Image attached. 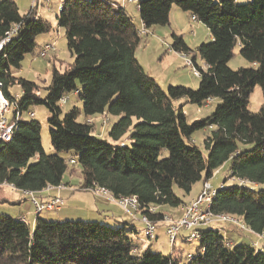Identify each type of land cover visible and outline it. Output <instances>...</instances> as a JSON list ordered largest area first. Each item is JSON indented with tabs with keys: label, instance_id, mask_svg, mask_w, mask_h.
<instances>
[{
	"label": "trees",
	"instance_id": "1",
	"mask_svg": "<svg viewBox=\"0 0 264 264\" xmlns=\"http://www.w3.org/2000/svg\"><path fill=\"white\" fill-rule=\"evenodd\" d=\"M124 6L108 0H62L57 25L73 61L63 72L53 67L41 99L37 84L18 72L25 56L34 53L36 37L50 25L34 18L33 9L21 15L13 0L0 1V42L16 28L0 49V91L8 100L22 92V115L34 105L46 108L53 150L44 152L38 122L20 119L12 140L0 142V185L32 194L47 185L60 186L68 162L59 154L73 152L81 168L80 190L99 187L116 199L135 197L140 217L156 224L163 214H150V207L183 205L174 187L188 195L227 164L229 176L223 183H234L217 190L211 213L236 216L249 233L264 237V189H254L264 184V103L257 112L248 107L256 86L264 95V0H138V26ZM173 7L194 17L210 35L209 42L191 49L181 35L171 34L170 50L189 56L200 72L195 90L162 89L136 59L140 29L168 25ZM236 49L247 66L231 70L228 62ZM15 87L18 93L12 92ZM72 93L81 108L62 115L60 101ZM182 99L199 107L209 100L218 103L209 116L188 123L183 106L175 105ZM103 114L116 119L108 140L94 133V121L86 122ZM198 131H205V153L191 141ZM164 149L168 155L159 159ZM219 227L197 228L195 251L183 260L175 244L169 255L150 247L141 250L128 223L37 217L30 229L0 214V264H264V249L233 244Z\"/></svg>",
	"mask_w": 264,
	"mask_h": 264
},
{
	"label": "rangeland",
	"instance_id": "2",
	"mask_svg": "<svg viewBox=\"0 0 264 264\" xmlns=\"http://www.w3.org/2000/svg\"><path fill=\"white\" fill-rule=\"evenodd\" d=\"M2 1V0H0ZM19 10L21 15H28L33 9L32 16L34 18H41L47 21L50 25V30L47 33L41 34L36 37V49L34 53L28 54L25 56L21 70L18 72V76L26 79L30 82L37 84L39 87L38 95L43 99L46 94V88L50 85L51 82V72L53 67L57 68L60 72H63L69 64L73 61V58L70 56L68 50L66 49L65 43V34L64 30L59 28L57 25V15L59 12V6L61 0H13ZM117 4H122V0H108ZM250 0H236L237 3L243 4ZM125 9L128 16L133 20L136 26L139 25V19L137 17V11L135 6L132 4H125ZM176 10V13L170 12V21L166 26H154L151 29L147 30V34L141 35L140 43L136 48V59L139 61L143 70L151 78H153L162 89H167L169 86H183L189 89L195 90L198 87L199 78H196L192 75L191 69L185 65L184 58L179 54L170 50L171 44L173 42L171 34H179L183 37L184 42L188 45L189 48L194 49L197 45L201 43L209 42V32L207 29L200 23L191 22L190 17L184 12L180 11L178 8L173 7ZM113 10H117L116 6L113 7ZM55 43L54 50L49 53L45 58H40L38 56L39 50L43 44ZM197 64L202 66V62L197 58ZM247 63L239 55V50H235L234 57L228 62V67L231 70H236L240 67H245ZM79 86V84H78ZM13 93H18L19 89L17 87L12 89ZM218 100H212L207 105L201 107L185 102V100L175 101V105L183 106L184 113L186 114V120L188 123H192L196 120L204 119L211 114L214 110ZM264 103V95L259 86H256L250 95L248 107L251 111L257 112L260 106ZM62 110V115L67 113L73 107L78 109L81 108V102L78 98V95L72 93L68 95V98L65 102L60 105ZM29 112L34 114L33 118H29L27 114H23L21 120L29 121L34 120L38 122L41 126V142L43 150L46 154L53 153V150L49 142V125L47 120L49 118V113L43 105H34L29 109ZM108 122L107 126L102 129L101 120L99 118L94 121V133L98 135L100 133V138L108 140V131L110 130L113 123L116 121L113 117H107ZM78 121H83V116L78 117ZM205 137V131H198L192 136V144L195 145L202 153H205L203 139ZM126 143H129V138H126ZM249 146L245 147L248 148ZM61 158L65 159L67 164L66 172L63 176L64 181H68L72 190L78 192L79 187L82 185V174L81 168L76 163L77 157L73 152L61 153L59 154ZM167 150H162L159 159L167 157ZM72 159L75 161L74 164H70L69 160ZM34 162V160H31ZM219 173V174H217ZM228 166L227 164L222 166L216 173L213 175V179L210 181V185L217 189L218 186L224 184L226 186L234 183L231 179L228 178ZM199 184L195 185L192 189L194 193L195 189ZM253 188V187H252ZM254 189H264V184L256 186ZM174 192L176 195L183 200L185 203L188 200V196L182 191L174 187ZM66 204L63 205L60 211L52 212H41L39 218L45 221H68V220H81V221H96L89 218L82 219H72L69 216L74 213L75 208L72 207V200L69 198L65 200ZM182 205L178 207H171L168 205H162L160 207L161 211H164L168 214H175L180 212ZM69 215V216H67ZM58 216H60L58 218ZM164 217V215H163ZM168 217V216H167ZM104 223L102 221H98ZM160 223V222H159ZM163 223V222H162ZM105 225H109L104 223ZM138 231L144 232L145 224L141 222L135 223ZM226 227V231H221L222 235H225L226 238L230 239V236L233 239H240L241 244L250 245L251 240H253L252 235L247 234L246 232L241 233L237 229L231 226ZM234 229L231 231V229ZM32 229V227H30ZM243 234V235H239ZM139 238H143L145 244H149L150 250L152 252H159L163 255H169L171 253L172 247L168 244L167 237L163 233L161 228H157L154 232L156 239L148 240L146 234L139 232ZM240 236V237H238ZM256 244V243H255ZM197 243H183L178 240L175 242V248L181 249V257L183 260L186 259L188 254H191L195 251ZM257 248L259 247L256 244ZM148 247V245H147ZM146 247V248H147ZM256 248V249H257ZM261 248V247H259Z\"/></svg>",
	"mask_w": 264,
	"mask_h": 264
},
{
	"label": "built area",
	"instance_id": "3",
	"mask_svg": "<svg viewBox=\"0 0 264 264\" xmlns=\"http://www.w3.org/2000/svg\"><path fill=\"white\" fill-rule=\"evenodd\" d=\"M124 4H132L135 8H138V0H122V5ZM62 7V0L59 6V11ZM191 22H196L194 17L190 18ZM16 28H13L8 34L7 38L0 42V49L2 46L9 41V37L14 34ZM147 30L143 27L140 29V35L147 34ZM55 48V43H47L43 44L39 50L38 56L40 58H45L49 53H51ZM184 58L185 65L191 69L192 75L196 78L200 77V72L194 68L193 63L189 56L180 55ZM22 96V92L16 94L13 100H8L0 91V142L8 143L12 140L13 133L17 128V123L22 117L21 112L19 111L18 101ZM66 98H63L60 101V105L65 102ZM211 102L209 100L206 104ZM29 118H33L34 114L32 112L27 113ZM101 120L102 129L107 126L108 118L107 115L103 114L99 117ZM86 122L88 124L93 123V119H87ZM70 164H74V160H69ZM9 186L12 190H16L12 185L2 184ZM1 186V185H0ZM223 188L221 185L219 188L214 189L209 183L205 182L202 185V189L197 195L196 198L191 200L185 208L184 215L181 219L177 221L171 220L169 217H163V224H165V235L167 237L168 244L173 246L180 235V232L186 231L187 235L184 237V241L187 243L196 242L199 240V233L196 231L197 228L203 227H213V226H231L241 233L249 232L246 225L242 222V220L236 216L229 214H213L210 211L211 203L216 196L217 190ZM64 189L62 185L60 186H51L47 185L43 191H52V190H61ZM96 196H100L108 199L109 201L118 205L126 214L133 216L139 214L140 206L135 197L128 198H114L107 190L99 187H94L89 189ZM25 195L30 196L31 204L34 208V214L37 216L41 212H52L59 211L60 208L64 205V200L58 196H54L49 198L48 200L41 202L33 197V194L30 192H23ZM150 214H154L156 212V208L150 207L148 209ZM19 222L28 225L25 217L20 216L17 218ZM140 220L145 224L144 233L146 234V238L149 240L154 239L155 232V223L149 220L146 216H141ZM262 238H264L262 236ZM254 248H257L256 244H253ZM258 250H262V248H257ZM188 259L190 255L187 256Z\"/></svg>",
	"mask_w": 264,
	"mask_h": 264
},
{
	"label": "crops",
	"instance_id": "4",
	"mask_svg": "<svg viewBox=\"0 0 264 264\" xmlns=\"http://www.w3.org/2000/svg\"><path fill=\"white\" fill-rule=\"evenodd\" d=\"M171 11H172V13H174V12L176 13V10H174L173 8H172ZM169 21H170V18H169ZM210 40L211 39L209 38V41ZM246 66L247 65H245V67ZM183 112H184V110H183ZM217 174H219V173H217ZM212 179H213V176H212L211 179H209L207 181V183L210 184V181ZM232 181H234V180H232ZM203 183H205V182L197 183V184H199V186H197V188L195 189L194 193H192V189H194L193 187L195 185H197V184H195L192 187L190 193L187 195L188 196V200L182 205V208L180 209V212H177L176 215L175 214L171 215V214H168V213H166L164 211H161L160 208H157L156 211L161 212L164 216H168L173 221H177V220L181 219L183 217V215H184L186 206L188 205V203L191 200H193L194 198L197 197V195L199 194V192L202 189ZM221 185H223V184H221ZM62 186L64 187V189L52 190V191H48V192L42 191L40 193H34L33 197L35 199H37L38 201L44 202V201L48 200L51 197L58 196V197L62 198L64 200V203H66V204H67V202H65V200H66V198L67 199L69 198L70 200H72V204H70V205H72V207L75 208V210H74L75 212L70 214L71 216L67 215V216H69L72 219H82V218L92 219L93 218V220L102 221V222L107 223V224H109L111 226L120 225L122 223L131 224L134 227L135 231H136L131 236H132L133 239L137 240L138 247L141 248V250L146 249L147 245L149 247V244H145L144 239L143 238H139V235H137L139 232L144 233L143 230L142 231H138L139 229L135 225L136 222H141L139 214L134 215V217L130 216V215L126 214L115 203L109 201L106 198H103V197H100V196H96L90 191L79 190L78 192H75V191L72 190V188L69 185L68 181L62 180ZM220 186H218V188ZM66 204H64V206ZM0 214H6V215H9V216H11V217H13L15 219H17L20 216H23V217H25L26 221L28 222V226L32 227V228L34 226L36 218L39 217V215H40L39 214V215L36 216L34 214V208H33L32 204H31L30 196L25 195L21 191L12 190L9 186H6V185H1L0 186ZM59 217L60 216H58V218ZM157 228H161L163 233L165 234V224H163L162 222L156 223L155 224V230H157ZM219 229L221 231L222 230L223 231L227 230L226 227H223V226L219 227ZM232 230H234V229L232 228L231 231ZM187 233L188 232L182 230L180 232V235L177 238V240L180 241V242H183V238L187 235ZM247 234H250L253 237V240H251V243H256V244L259 245V247L264 249V238H262V236L251 234L249 232H247ZM239 235H243V234H239ZM223 236H224V238L226 240H228L229 242H231L233 244L241 243L240 239H236L235 240L231 236H230V239H229V238H226L225 235H223ZM238 237H240V236H238ZM154 239H156V237H154Z\"/></svg>",
	"mask_w": 264,
	"mask_h": 264
}]
</instances>
